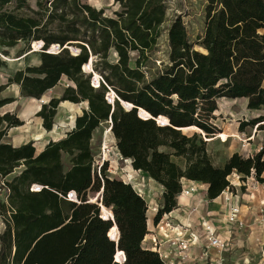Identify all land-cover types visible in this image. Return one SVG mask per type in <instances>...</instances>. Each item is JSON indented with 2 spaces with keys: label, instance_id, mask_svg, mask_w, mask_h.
I'll use <instances>...</instances> for the list:
<instances>
[{
  "label": "trees",
  "instance_id": "obj_1",
  "mask_svg": "<svg viewBox=\"0 0 264 264\" xmlns=\"http://www.w3.org/2000/svg\"><path fill=\"white\" fill-rule=\"evenodd\" d=\"M34 1L36 10L30 0H0V47L23 42L29 51L33 41L34 47L42 43L39 65L15 72L0 94L14 84L22 98L40 100L65 81L61 96L36 114L47 132L61 103L87 106L64 138L39 153L33 142L20 147L3 142L10 129L23 123L0 113V176L22 169L8 182L13 214L0 237V264H163L156 252L143 247L145 200L131 185L109 178L108 162L98 176L94 133L109 123L116 152L162 189L154 225L177 208L182 180L204 184L208 201L229 187L232 174L242 180L253 175L262 183L264 143L253 157L234 153L216 167L201 134L214 136L219 99H245L249 111L264 109V0H207L197 42L202 52L175 17L166 30L165 62L155 58L166 0H107L108 9L95 8L89 0ZM52 46L59 51L47 53ZM93 78L98 79L95 87ZM12 102L0 99V110ZM121 103L132 109L126 111ZM139 110L144 111L141 118ZM247 126L264 130V115L241 124L239 131ZM186 129L197 132L188 135ZM33 185L42 189L31 192ZM71 192L77 202L67 200ZM99 205L108 220L101 218ZM109 236L118 237L117 243Z\"/></svg>",
  "mask_w": 264,
  "mask_h": 264
},
{
  "label": "rangeland",
  "instance_id": "obj_2",
  "mask_svg": "<svg viewBox=\"0 0 264 264\" xmlns=\"http://www.w3.org/2000/svg\"><path fill=\"white\" fill-rule=\"evenodd\" d=\"M29 3L31 8L36 10L35 1L30 0ZM88 3L98 9H108L111 5L107 0H89ZM206 6L207 0H166V19L160 28L161 37L158 41V49L160 52L156 55V60H161L163 62L166 61V30L172 20L177 16H179L184 23L189 42L194 45L195 50L202 52V49L197 45V42L198 38L203 33ZM19 14L24 16L28 15L26 12H20ZM34 43L36 42L33 41L30 43L29 51H27L26 44L23 42L10 49L0 47V86L6 85L8 79L12 77L15 72L23 70L25 67H35L39 65L40 52H38V47H34ZM69 51L75 52L77 50L75 47H71L69 48ZM131 56L132 58H135L136 54L132 53ZM158 64L159 63H156L155 65ZM65 87H67V85L65 81H62L56 88L48 91L42 99L34 100L22 98L19 94V87L14 84L6 86L0 94V99L10 98L13 99V102L3 107L0 110V113L13 114L21 120L23 124L20 127L11 129L3 141L11 142L12 144H20L21 142L32 139V141H35L36 143H41L40 139L57 138L69 131L73 124V120L77 115L81 114L83 108L85 107L84 105L72 107L64 105L61 107L57 113L54 127L50 132H44V130L40 127V119L36 116L38 109L50 99L59 98ZM217 108V112L214 113V119L212 120L215 132L214 136L206 138L205 135L201 134L202 140L206 142V149L210 155L212 164L216 167H220L227 161L229 156L234 153H238L246 158L247 156L253 157L257 154L258 148L262 147L264 143V130L247 126L243 132H240L239 127L241 124H246L252 119L264 115V109L259 111H249L247 109V101L245 99H219L217 100ZM194 132H197V130H183V133L188 135H191ZM249 137H253L251 142L246 143L249 145L242 147L241 141L246 140ZM92 150L95 160V168L97 170L103 161L102 159L104 154L106 159L105 161L107 162L110 159H115L116 163H114L113 166L115 168L117 166V168L114 171V177L115 179L121 181L120 178L123 175L119 170L124 168L125 164L123 161L118 159L117 152L115 150V141L109 132V123L102 124L101 127L94 133ZM109 168L108 163V170ZM89 198L90 201L95 200L96 196H90ZM158 200V196H156V201H154L153 204L158 206L161 205ZM204 203L207 202L205 201ZM223 216L224 212L221 208L217 215H209V213H206L204 217H206V220L213 226L218 227L220 236L228 241L229 249L221 254H218L214 250H210L208 251V258L201 259L195 264H264V255L261 254V252L264 253V243H256V246L252 245L251 247L252 251H254V249H261L259 254L260 256L250 254L247 260L244 259L242 255L245 252L251 251L249 247L251 245L248 242L244 243L243 241H246L252 233L246 229L239 230L236 226L228 225L223 221ZM249 219L253 222L254 217H249ZM173 220L174 218L169 219L171 226L178 225H174ZM234 229H236V231H234ZM165 232L169 234L170 237H174L171 236L173 234L172 230L166 228Z\"/></svg>",
  "mask_w": 264,
  "mask_h": 264
},
{
  "label": "built area",
  "instance_id": "obj_3",
  "mask_svg": "<svg viewBox=\"0 0 264 264\" xmlns=\"http://www.w3.org/2000/svg\"><path fill=\"white\" fill-rule=\"evenodd\" d=\"M41 48H42V43L41 46L38 47V49L41 50ZM58 51H59L58 46H52L47 51V53L53 54V53H57ZM72 53L77 54L78 51ZM95 81H97V85H98V79ZM95 81L92 80L91 84L93 87H95L94 85ZM106 99L109 103L112 100V98L110 99L109 95ZM73 128H74V120L69 131H71ZM252 139L253 137H249L246 140H242V141L240 140L242 142V147L249 145L246 143L251 142ZM261 149L262 147H259L257 153ZM117 156L118 159L123 161V163L125 164V167L119 170L123 175L120 178L121 181L125 184L131 185V187L138 194V196L144 199L145 193L143 192L141 185L138 182L139 181L138 177L141 172L136 171L132 168V161L130 159H123L118 153ZM102 160L103 161L101 165L103 164V162H107L105 161L106 160L105 154ZM100 166L98 167V176H99ZM249 181L254 183V185L258 189H260V192H256V193L262 194L263 197L258 203V207H257L258 216L256 221L259 226L264 227V181L262 183L258 182L253 177V175L245 178V180H242L240 176L236 174H232L231 177H228L229 187L223 193V209H224L223 220L230 226H236V228L239 230L246 229L248 224L245 222L243 218L242 206L240 204L241 195L236 191V188L246 187ZM202 188L203 185H200V183L198 184L192 183L191 185L186 186L182 180L181 192L177 197L178 203L180 202L181 199L202 194ZM41 189H42L41 186L33 185L30 188V191L39 192ZM10 193L11 192L8 186V181L6 180V178L0 176V237L6 231V229L11 225V216L13 214V209L9 203ZM67 200L77 202L76 196L73 192L67 195ZM160 207L161 205L158 206L150 203L147 204V210L154 216L158 213ZM177 208H178V204H177ZM192 211L197 213L198 206L192 208ZM190 212H185V213L188 216ZM172 215H173V211L169 214L163 215L159 220V222L155 224L153 226V229L148 231L147 234L148 240L152 244V251L158 254L163 264H175L176 260L181 263L185 261H189L190 260L189 252L194 247L201 246L203 248L201 254L202 259H206L208 257V251L210 250H214L218 254H221L229 249L228 241L220 236L217 228L213 226L209 221H207L206 217L202 216L200 221V228L203 233V238H200L198 234L190 231L185 225L181 223L176 226H171V224L169 223V219L173 218ZM101 218L104 219L102 215ZM104 220H108V219H104ZM166 228L172 230L174 237H170L169 234L165 232ZM110 239L114 240V237H110ZM164 247L166 248L164 249ZM0 250H1V242H0ZM261 254L264 255L263 252Z\"/></svg>",
  "mask_w": 264,
  "mask_h": 264
},
{
  "label": "crops",
  "instance_id": "obj_4",
  "mask_svg": "<svg viewBox=\"0 0 264 264\" xmlns=\"http://www.w3.org/2000/svg\"><path fill=\"white\" fill-rule=\"evenodd\" d=\"M44 95H43V97H44ZM64 105L69 106V107L77 106V105H84L85 107L83 108V110L86 109V106H87L86 103H81V104H77L76 105V104H71V103H68V102H63V103H61L59 105L58 112H59V109L61 107H63ZM40 108L38 109L37 113L40 111ZM79 115H77V116H79ZM40 122H41L40 123L41 124L40 127L44 130V132H47L42 127V120L41 119H40ZM9 131L7 132V135L9 133ZM66 133H64L63 135H61V136H59L57 138H53V139L52 138L51 139H47V138L40 139L41 143H36L35 141H32V139H29L27 141L21 142L20 144H12L11 142H7V141L6 142L3 141V142L7 143V144H10L13 147H20V146H23V145H25L27 143L33 142L34 146H36V148H37V152L39 153V152H41L43 150V148L49 142H57V141H59L60 139L65 137ZM93 138H94V136H93ZM92 142H93V140H92ZM108 163H109V167L110 168L107 171L108 172L107 175L109 176V178L115 179V177H114L115 167L113 166V164L115 163V159H110L108 161ZM65 170H68V166L66 167ZM21 171H22L21 168L16 169L13 174H11L10 176L6 177V180L8 182L11 181V179L13 177L19 175ZM261 179L264 181V174H262ZM138 182H140V184H142L141 188H142L143 192L145 193V198L144 199L146 201V204H149V203L153 204L154 201H156V196H158L159 203L160 204L162 203V199H161L162 189L153 180L148 178L143 173H140ZM183 183L186 186H189L192 183L196 184L195 182H191V181H187V180H183ZM200 185H203L202 194L197 195V196H193V197H188V198L181 199L180 202H179L180 205H179L178 200H177L178 208H176L173 211L172 217L174 218V220H173V224L174 225L181 223V224L185 225L190 231L198 234L200 236V238H203V233H202L201 228H200L201 218H202V216H205L206 213H209V215H217L219 213V211L221 210V208L223 209V193L224 192L217 199H215L214 201H208L207 198H206V186L204 184H200ZM236 191L238 193H240V195L242 197L241 200H240V204L242 206L243 218H244L245 222L248 224L246 230H248L249 232L252 233V235L246 241L245 240L243 241L244 243L248 242L251 245V246H249L251 251L250 252H245L242 255L243 258L247 260V258H249V256H250V254L251 255L255 254V255L260 256L259 254H260L261 249H256L255 250L253 248L254 251H252V248H251L252 245L256 246L257 244H263L264 243V227L259 226L257 221H256L257 216H258L257 215L258 203L263 197H262V194L256 193V192H260V189H258L254 185V183H252L250 181L248 182L246 187H238V188H236ZM205 201L207 203H204ZM197 206H198V212L196 213V212L192 211V208L197 207ZM189 207H190V209H189ZM187 211L188 212L191 211L188 216L185 213ZM223 212H224V209H223ZM149 215H150V218H149ZM147 217H148V231H150L151 229H153V226H154V223H153L154 215L151 214L149 211H147ZM249 217L250 218L254 217L253 222H252L251 219H249ZM111 218L113 219V217L111 216L109 218V220H111ZM222 219H223V217H222ZM216 228L218 230V227H216ZM234 231H236V229H234ZM218 233H219V231H218ZM171 236H173V234ZM143 247L148 249V250H152V244H151V242H149L147 235H146V237H145V239L143 241ZM165 248L166 247H164V249ZM202 251H203V248L201 246L194 247L189 252V254H190V260L189 261H185V262L181 263V262L176 260L175 264H195V263H198V261L202 259L201 258ZM258 258H261V257H258ZM215 262H217V261H215Z\"/></svg>",
  "mask_w": 264,
  "mask_h": 264
},
{
  "label": "water",
  "instance_id": "obj_5",
  "mask_svg": "<svg viewBox=\"0 0 264 264\" xmlns=\"http://www.w3.org/2000/svg\"><path fill=\"white\" fill-rule=\"evenodd\" d=\"M89 65V70L91 71V64L89 63L88 64ZM83 71H84V69H83ZM90 71H88V72H90ZM84 72H86V71H84ZM93 80L95 81V79L93 78ZM110 103H112V100H111V102ZM121 105L123 106V108L126 110V111H129V110H131L132 109V106L131 105H129V104H126V103H121ZM144 113V111H142V110H139L138 111V116L140 117V113ZM146 113V112H145ZM149 116V115H148ZM141 118V117H140ZM150 117H148V119H149ZM159 119H161V118H159ZM156 122H157V124H158V120H156ZM90 203H95V202H90ZM100 207H101V205H99ZM102 208V207H101ZM113 220V219H112ZM109 238H110V236H109ZM112 241H114L115 243H117V241H118V238H117V240L115 241V240H112ZM114 260H116L115 258H114ZM116 262V261H115ZM124 262V261H123ZM116 263H118V262H116Z\"/></svg>",
  "mask_w": 264,
  "mask_h": 264
}]
</instances>
